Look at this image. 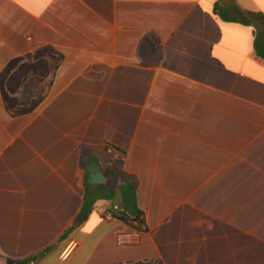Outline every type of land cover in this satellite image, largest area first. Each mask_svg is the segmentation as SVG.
Segmentation results:
<instances>
[{
  "label": "crops",
  "instance_id": "obj_1",
  "mask_svg": "<svg viewBox=\"0 0 264 264\" xmlns=\"http://www.w3.org/2000/svg\"><path fill=\"white\" fill-rule=\"evenodd\" d=\"M217 1L0 0V264H264V27ZM93 161L132 244L115 196L79 220Z\"/></svg>",
  "mask_w": 264,
  "mask_h": 264
},
{
  "label": "trees",
  "instance_id": "obj_2",
  "mask_svg": "<svg viewBox=\"0 0 264 264\" xmlns=\"http://www.w3.org/2000/svg\"><path fill=\"white\" fill-rule=\"evenodd\" d=\"M237 2L238 0H231L230 6L225 7L223 0H218L214 9L216 16L227 23H238L255 29L264 27V14L244 11L239 7ZM106 149L111 150L118 157L124 154L121 149L110 144H106ZM112 171V168L108 169V172ZM119 174L122 179L121 189L124 196V205L118 208L112 207L110 213L114 218L126 223L132 229L146 233L148 225L138 198L139 179L136 175L126 171L119 170ZM114 196L115 192L109 190L105 185L96 186L87 182L84 207L79 217L80 222H84L89 218L95 211L98 202L112 201ZM68 235L69 232L64 238ZM51 250L52 248H48L40 253L21 259L16 264H39L40 260Z\"/></svg>",
  "mask_w": 264,
  "mask_h": 264
},
{
  "label": "water",
  "instance_id": "obj_3",
  "mask_svg": "<svg viewBox=\"0 0 264 264\" xmlns=\"http://www.w3.org/2000/svg\"><path fill=\"white\" fill-rule=\"evenodd\" d=\"M90 177L88 179V183L91 185H105L107 180L103 175L100 165L93 161L91 166L89 167ZM115 206L122 207L124 205V196L122 191H118L115 200L113 203Z\"/></svg>",
  "mask_w": 264,
  "mask_h": 264
},
{
  "label": "built area",
  "instance_id": "obj_4",
  "mask_svg": "<svg viewBox=\"0 0 264 264\" xmlns=\"http://www.w3.org/2000/svg\"><path fill=\"white\" fill-rule=\"evenodd\" d=\"M105 218L106 219H116V218H114V216L111 214V213H107L106 215H105ZM143 234V232H141V231H137L134 235H121L120 237H119V242L121 243V244H132L133 243V240L135 239V240H138V239H140V236ZM77 246H78V243H77V241H75V240H71L69 243H68V245H67V247L64 249V251L62 252V257L64 258V259H67L69 256H70V254L72 253V251L75 249V248H77Z\"/></svg>",
  "mask_w": 264,
  "mask_h": 264
}]
</instances>
